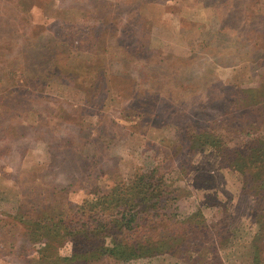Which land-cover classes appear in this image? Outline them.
Masks as SVG:
<instances>
[{"label":"rangeland","instance_id":"obj_1","mask_svg":"<svg viewBox=\"0 0 264 264\" xmlns=\"http://www.w3.org/2000/svg\"><path fill=\"white\" fill-rule=\"evenodd\" d=\"M105 1L124 9L119 23L104 16ZM117 24L122 34L113 32ZM66 41L68 63L79 58L99 65L95 71L107 83L100 108L86 104L96 73L80 88L39 74L37 64L50 65L47 52ZM262 87L264 0H0V264H36L39 244L29 243L24 225L11 217L20 205L66 214L94 186L107 190L119 177L159 163L173 168L179 123L217 122L232 142L247 128L248 139L252 133L264 138ZM241 89L253 98L223 115L219 96ZM145 94L159 97L156 110L131 109ZM185 149L179 159L190 173L176 166L165 174L179 216L195 212L204 199L205 190L193 187L197 172L214 176L223 205L200 207L209 221L221 210L230 215V245L220 249L224 264H264V218L257 221L240 174L221 166L212 146L187 155ZM60 253L69 255L71 243ZM189 253L199 259L198 249ZM126 264L189 262L164 254Z\"/></svg>","mask_w":264,"mask_h":264},{"label":"trees","instance_id":"obj_2","mask_svg":"<svg viewBox=\"0 0 264 264\" xmlns=\"http://www.w3.org/2000/svg\"><path fill=\"white\" fill-rule=\"evenodd\" d=\"M126 6L128 8L130 5ZM114 7L113 3L105 1L104 16L113 17L114 21L118 17V22L122 19L124 9ZM132 14L131 10L130 15ZM120 26L115 25L113 32L122 34ZM105 27L108 28L106 24ZM92 34L100 38L99 33ZM112 35L113 33L109 36ZM71 48L67 41L57 44L53 51L47 52L51 54L48 63H52L46 65L45 62H39L38 72H44L43 76L46 72L50 76L57 75L79 88L91 73H96L98 79L91 83L92 91L86 104L92 100V107L100 108L107 90L106 79L103 84V79H100L102 73L95 71L99 66L96 61L91 63L86 59L76 58L73 63H68ZM94 50L99 52L97 48ZM44 65L46 66L43 67ZM79 79L84 80L80 82ZM262 88L260 102L264 101V87ZM255 90L252 88L250 91L254 94ZM253 94H248V89H241L229 97L220 95V99L217 98L215 102L219 99L223 105L222 114L231 116L235 110L242 108L243 101L253 98ZM159 100L154 95H139L135 107L131 106V109L136 112L142 110V113L153 112ZM217 129V122L209 123L207 120L201 127L195 122L179 123L176 129L178 138L175 141L177 150L172 152L178 162L173 168L177 166L183 174L190 173L185 160L179 159V152L183 147L186 148V155L205 146L214 147L220 154V165L240 174L242 190L252 194L255 200L254 211L260 222L264 218V138L252 133L249 135L252 138L248 139L247 128L240 141L232 142L222 129ZM235 131L230 130V133ZM173 168L159 163L150 170L136 169L127 180L119 177L107 190L94 186L90 191L91 197L70 206L69 213L66 214H52L49 212L50 207L39 209V205L36 206L38 203H29L35 207L29 208L22 204L14 215L9 216L13 223L24 225V235L29 243L39 244L36 249V264H126L139 259H154L164 254L176 255L189 264H224L220 249L230 245V233L226 226L228 213L221 210V217L209 221L202 212L203 207H200L203 204L222 207L223 203L216 196L215 177L197 172L193 187L205 190L204 199L195 212L180 217L176 211L178 199L171 197L174 189L165 180L166 172ZM174 198L176 201L171 202ZM66 243H71V253L62 255L60 248ZM190 249L199 250V259L192 260Z\"/></svg>","mask_w":264,"mask_h":264}]
</instances>
